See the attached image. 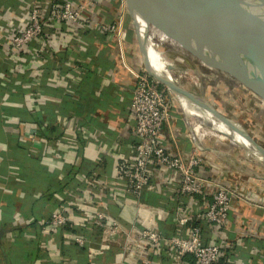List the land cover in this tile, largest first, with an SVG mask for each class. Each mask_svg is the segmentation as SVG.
Segmentation results:
<instances>
[{
	"label": "crops",
	"instance_id": "obj_1",
	"mask_svg": "<svg viewBox=\"0 0 264 264\" xmlns=\"http://www.w3.org/2000/svg\"><path fill=\"white\" fill-rule=\"evenodd\" d=\"M58 1L80 9L79 18L49 16L47 0H0V264H193L141 235L172 237L186 217L185 226L196 225L191 214L204 199L181 197L179 173L164 167L138 195L122 186L119 168L135 154L131 90L147 70L139 31L123 0ZM34 4L42 31L16 50L12 36ZM258 108L261 122L264 101ZM161 140L183 160L200 158L206 200L220 186L234 193L223 225L204 232L220 246L219 261L264 264V160L229 138L202 137L196 150L174 103ZM59 207L70 222L55 229L44 219Z\"/></svg>",
	"mask_w": 264,
	"mask_h": 264
},
{
	"label": "built area",
	"instance_id": "obj_2",
	"mask_svg": "<svg viewBox=\"0 0 264 264\" xmlns=\"http://www.w3.org/2000/svg\"><path fill=\"white\" fill-rule=\"evenodd\" d=\"M47 9L49 16L64 19L77 20L81 14L80 9H73L68 1L60 4L58 0H47ZM27 14L26 23L12 36V44L16 50L42 31L38 5L34 4ZM173 99H176L173 93L148 71H141L136 75L129 104L136 136L135 154L130 162L119 168L122 186L124 191L138 195L149 185L151 172L155 168L176 170L180 176L179 195L191 199H195L196 196L204 199L202 203H196L191 214L197 224L187 227L184 224L187 217L181 218L179 220L181 228L174 236L165 238L154 231L143 230L142 239L152 244L162 243V246L171 249L178 259L189 255L193 264H228L219 261L220 246L207 241L204 232L212 224L223 225L234 193L231 189L220 186L211 193L210 200H206L205 183L197 176L195 169L200 158L194 154L188 160H183L179 155L167 151L161 140V130L170 119ZM190 134L195 149L201 150L200 139L204 135L201 134L200 137V134L194 135L191 131ZM249 155L253 159H261V154ZM92 216L95 221L101 222L106 215L102 211L95 210ZM44 222L56 229L64 227L70 220L65 207H59L52 211ZM76 241L83 243L85 239L78 237Z\"/></svg>",
	"mask_w": 264,
	"mask_h": 264
},
{
	"label": "bare ground",
	"instance_id": "obj_3",
	"mask_svg": "<svg viewBox=\"0 0 264 264\" xmlns=\"http://www.w3.org/2000/svg\"><path fill=\"white\" fill-rule=\"evenodd\" d=\"M126 1L132 22L139 31L143 50L147 54L154 72L160 77L171 81L179 88L178 91H170L174 97L176 96L180 104L181 116H184L189 131L196 135L202 134L201 132L206 129L214 137L229 139L233 137L234 141L239 138L244 144L247 153L255 156H260L261 154V159L264 160V152L254 144L251 136L248 135L247 130L241 124L220 114L215 104L206 96L203 95L201 97V94L195 93V91L189 90L183 85V82L193 84L195 90L201 91L203 79L208 78V76L203 74L204 72H195L189 64L182 63V61H186V59H183L184 57L180 54L176 56V52L174 53L175 55H172L168 50L173 49L186 53L196 59L200 65L206 66V68L222 71L224 66L213 56L209 55L203 45L192 41L175 20L155 14L137 0ZM221 22L226 28L230 25V20L226 15L221 17ZM144 24L147 25V28L152 33L155 31V34L149 35L146 33ZM186 63L189 62L186 61ZM236 76V79L242 85L258 95L261 94L260 96L264 99V91L250 78L245 75Z\"/></svg>",
	"mask_w": 264,
	"mask_h": 264
},
{
	"label": "water",
	"instance_id": "obj_4",
	"mask_svg": "<svg viewBox=\"0 0 264 264\" xmlns=\"http://www.w3.org/2000/svg\"><path fill=\"white\" fill-rule=\"evenodd\" d=\"M137 1L155 14L178 22L188 37L203 45L232 76L245 75L264 91V0ZM224 15L230 20L228 28L221 22ZM142 56L153 77L169 90H179L154 72L144 50ZM254 144L264 152V148Z\"/></svg>",
	"mask_w": 264,
	"mask_h": 264
},
{
	"label": "rangeland",
	"instance_id": "obj_5",
	"mask_svg": "<svg viewBox=\"0 0 264 264\" xmlns=\"http://www.w3.org/2000/svg\"><path fill=\"white\" fill-rule=\"evenodd\" d=\"M123 2H124V11H123L124 18L128 22L129 21L132 22V19L129 15L128 11H127L128 4L126 7L125 0H123ZM144 28L146 30V33H148L149 35L155 34V31H153V33H152V31H150L147 28L146 24H144ZM168 51L172 55H175L174 54L175 52H176V56H179V54H180L182 57H184L183 59H186V61L189 62V63H186V61L183 62L181 60L182 63L189 64L195 72H199V73L204 72L203 74L208 76V78L203 79L204 82H203V88L201 91L195 90L193 84H188L186 82H183V85L186 88H188L189 90L195 91V93L201 94L200 95L201 97L203 95L206 96L209 100H211L212 97H215L221 106V108H220L221 111H226L228 114H230L229 116H232V117H230L231 119L233 118V120L239 121L240 124L243 125L245 128L247 125L249 126V124L251 123L253 126L251 127L252 129H250V130H252V131H250L248 133V135L251 134L250 136L253 135L255 137L257 134L258 137H261V141H264V120L259 122L257 120L258 117L256 115V114H259L258 104L260 105V103L263 101V99L260 96H258L256 93L250 91V89H248L247 87L242 85L236 79L235 76H232L231 74H229L230 72L228 70L223 69L222 71H219V70L206 68V66L200 65V63L196 59L190 57L186 53H183V52L181 53L180 51L173 50V49L168 50ZM187 57H189V58H187ZM152 68H153V66H152ZM211 70H212V72H211ZM145 71H147V70H145ZM252 86L255 87L254 85H252ZM229 92L232 93L231 96L227 95V93H229ZM247 93L251 97V101L243 98L245 94L247 95ZM227 97L228 98L230 97L229 100ZM175 98H176V96H175ZM173 101H174L173 103L175 104V107L179 111V116H180L181 115L180 104H179L178 100H176V99H173ZM247 113H249V115H247V116L251 115L249 120L246 117H244L245 114H247ZM181 118H183V120L186 121L184 116H181ZM201 133L204 135V137L206 136V138L214 137V135L211 134L206 129H204V131ZM200 137H201V134H200ZM236 140H240V139L236 138Z\"/></svg>",
	"mask_w": 264,
	"mask_h": 264
}]
</instances>
